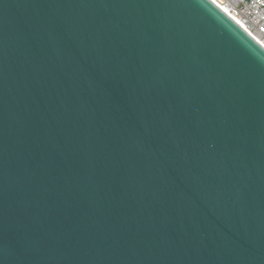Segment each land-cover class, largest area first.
I'll return each mask as SVG.
<instances>
[{
    "label": "water",
    "instance_id": "water-1",
    "mask_svg": "<svg viewBox=\"0 0 264 264\" xmlns=\"http://www.w3.org/2000/svg\"><path fill=\"white\" fill-rule=\"evenodd\" d=\"M0 264H264V49L210 0H0Z\"/></svg>",
    "mask_w": 264,
    "mask_h": 264
},
{
    "label": "built area",
    "instance_id": "built-area-1",
    "mask_svg": "<svg viewBox=\"0 0 264 264\" xmlns=\"http://www.w3.org/2000/svg\"><path fill=\"white\" fill-rule=\"evenodd\" d=\"M264 49V0H210Z\"/></svg>",
    "mask_w": 264,
    "mask_h": 264
},
{
    "label": "bare ground",
    "instance_id": "bare-ground-1",
    "mask_svg": "<svg viewBox=\"0 0 264 264\" xmlns=\"http://www.w3.org/2000/svg\"><path fill=\"white\" fill-rule=\"evenodd\" d=\"M226 13V12H225ZM227 14V13H226ZM228 15V14H227ZM238 25L239 23L234 19V17H232L231 15H229Z\"/></svg>",
    "mask_w": 264,
    "mask_h": 264
}]
</instances>
